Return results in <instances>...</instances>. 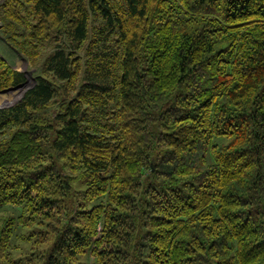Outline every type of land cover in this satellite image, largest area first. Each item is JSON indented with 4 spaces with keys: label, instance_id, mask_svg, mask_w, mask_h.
<instances>
[{
    "label": "trees",
    "instance_id": "1",
    "mask_svg": "<svg viewBox=\"0 0 264 264\" xmlns=\"http://www.w3.org/2000/svg\"><path fill=\"white\" fill-rule=\"evenodd\" d=\"M0 23L38 71L0 108V264L18 223L38 264H264V0H0ZM27 79L0 53V92Z\"/></svg>",
    "mask_w": 264,
    "mask_h": 264
},
{
    "label": "rangeland",
    "instance_id": "2",
    "mask_svg": "<svg viewBox=\"0 0 264 264\" xmlns=\"http://www.w3.org/2000/svg\"><path fill=\"white\" fill-rule=\"evenodd\" d=\"M1 26V23H0ZM0 53L3 54L9 62L18 70L27 75V86L20 88L11 93H0V108L11 106L20 101L26 91L35 84V76L38 71L34 70L28 58L24 55L14 54L3 42L0 36ZM22 208L13 205H0V221L13 217L19 219ZM21 224V223H20ZM15 227L14 235L11 241V259L16 264H38V260L34 255L43 252L48 246L47 243L41 242L43 236L41 234L42 226L36 225H20ZM82 262L88 263L91 260L89 255L81 257ZM12 264V263H9Z\"/></svg>",
    "mask_w": 264,
    "mask_h": 264
},
{
    "label": "water",
    "instance_id": "3",
    "mask_svg": "<svg viewBox=\"0 0 264 264\" xmlns=\"http://www.w3.org/2000/svg\"><path fill=\"white\" fill-rule=\"evenodd\" d=\"M27 82L25 83V84H22L21 86H18V87H14V88H10V89H7V90H4V91H1L0 93H11V92H14V91H16V90H18V89H20V88H25L26 86H27Z\"/></svg>",
    "mask_w": 264,
    "mask_h": 264
}]
</instances>
